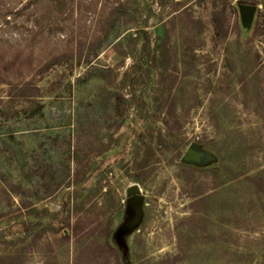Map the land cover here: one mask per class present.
I'll list each match as a JSON object with an SVG mask.
<instances>
[{
	"label": "rangeland",
	"instance_id": "1",
	"mask_svg": "<svg viewBox=\"0 0 264 264\" xmlns=\"http://www.w3.org/2000/svg\"><path fill=\"white\" fill-rule=\"evenodd\" d=\"M0 264H264V0H0Z\"/></svg>",
	"mask_w": 264,
	"mask_h": 264
},
{
	"label": "water",
	"instance_id": "2",
	"mask_svg": "<svg viewBox=\"0 0 264 264\" xmlns=\"http://www.w3.org/2000/svg\"><path fill=\"white\" fill-rule=\"evenodd\" d=\"M241 8L244 14L250 15L256 8L255 4L242 3ZM186 160H198L199 153L194 148H188L184 153ZM128 193L130 194L131 205L138 207L142 204L144 196L140 193V187L137 183L128 186Z\"/></svg>",
	"mask_w": 264,
	"mask_h": 264
}]
</instances>
